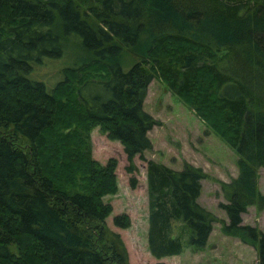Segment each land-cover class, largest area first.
I'll use <instances>...</instances> for the list:
<instances>
[{
    "label": "trees",
    "instance_id": "1",
    "mask_svg": "<svg viewBox=\"0 0 264 264\" xmlns=\"http://www.w3.org/2000/svg\"><path fill=\"white\" fill-rule=\"evenodd\" d=\"M70 40L81 64L48 88L34 67ZM124 50L137 58L125 67ZM153 75L237 154L238 175L220 183L221 231L264 264L262 234L239 218L264 201L254 174L264 168V0H0V264H126L118 236L103 237L115 160L92 159L86 133L99 125L118 140L131 173L156 123L142 109ZM145 171L150 255L202 247L213 217L196 201L200 169L148 160ZM112 222L128 225L125 215Z\"/></svg>",
    "mask_w": 264,
    "mask_h": 264
},
{
    "label": "rangeland",
    "instance_id": "2",
    "mask_svg": "<svg viewBox=\"0 0 264 264\" xmlns=\"http://www.w3.org/2000/svg\"><path fill=\"white\" fill-rule=\"evenodd\" d=\"M220 49L219 54L226 52L225 48ZM75 53L70 40L60 59H43L37 68L34 67V74L39 78L36 80L45 82L44 85L48 88L58 86L67 77L62 70L64 67L75 70L81 64L73 61ZM79 55L80 51L77 52V57ZM230 58L231 56L219 64L227 65ZM135 59L137 58L129 50H124L120 56L124 67ZM70 83L73 85L76 82ZM260 85L264 87V84ZM61 91L56 90L55 95L60 96ZM55 95L53 98L58 99ZM142 109L156 123L146 132L149 148L144 149L140 156L135 154L132 157L131 173L126 172L128 164L118 140L109 138L99 125L92 126L86 133L92 159L100 164L106 163L109 158L115 160V191L101 197L104 203L110 205V211L102 222L105 227L104 240H111L112 235L118 236L120 247L125 252L126 264H258L257 249L254 246L221 231V222L226 224L227 217L220 204L227 201L222 196L220 183H228L238 175L235 151L181 98L174 95L158 75H153L147 84ZM63 124L66 122L63 121ZM64 129L66 131L67 128ZM18 139V144L24 147V140L21 137ZM148 160L173 170L181 169L184 164L200 169L203 177L199 181L200 190L196 201L213 217L202 247L184 245L182 240L183 248L178 255L160 259L150 255L146 234L148 208L145 169ZM67 162L68 165L71 164L65 161L66 165ZM254 174L255 190L259 196L264 197V168H255ZM61 177L58 175L59 181ZM261 203L247 204L239 218L241 225L258 229L264 240V201ZM119 215H125L128 219V225L124 228H119L112 222L113 217ZM179 226V222L172 224V236L178 234Z\"/></svg>",
    "mask_w": 264,
    "mask_h": 264
}]
</instances>
